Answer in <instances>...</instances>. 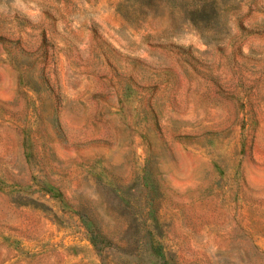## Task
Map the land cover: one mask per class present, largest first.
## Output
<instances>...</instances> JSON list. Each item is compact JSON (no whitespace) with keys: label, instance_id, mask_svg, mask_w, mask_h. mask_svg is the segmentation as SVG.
I'll return each instance as SVG.
<instances>
[{"label":"rangeland","instance_id":"374dc122","mask_svg":"<svg viewBox=\"0 0 264 264\" xmlns=\"http://www.w3.org/2000/svg\"><path fill=\"white\" fill-rule=\"evenodd\" d=\"M0 264H264V0H0Z\"/></svg>","mask_w":264,"mask_h":264}]
</instances>
